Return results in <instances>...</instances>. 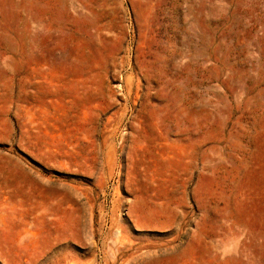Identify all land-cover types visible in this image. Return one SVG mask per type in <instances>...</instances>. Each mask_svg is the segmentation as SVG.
Masks as SVG:
<instances>
[{"label":"rangeland","instance_id":"374dc122","mask_svg":"<svg viewBox=\"0 0 264 264\" xmlns=\"http://www.w3.org/2000/svg\"><path fill=\"white\" fill-rule=\"evenodd\" d=\"M0 264H264V0H0Z\"/></svg>","mask_w":264,"mask_h":264}]
</instances>
